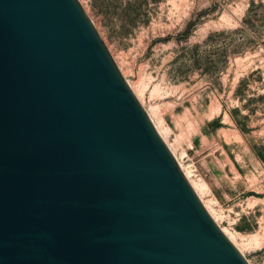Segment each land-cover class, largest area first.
Here are the masks:
<instances>
[{
    "label": "water",
    "instance_id": "95a60500",
    "mask_svg": "<svg viewBox=\"0 0 264 264\" xmlns=\"http://www.w3.org/2000/svg\"><path fill=\"white\" fill-rule=\"evenodd\" d=\"M0 264H249L80 0H0Z\"/></svg>",
    "mask_w": 264,
    "mask_h": 264
},
{
    "label": "rangeland",
    "instance_id": "374dc122",
    "mask_svg": "<svg viewBox=\"0 0 264 264\" xmlns=\"http://www.w3.org/2000/svg\"><path fill=\"white\" fill-rule=\"evenodd\" d=\"M82 2L221 227L264 264V0Z\"/></svg>",
    "mask_w": 264,
    "mask_h": 264
},
{
    "label": "bare ground",
    "instance_id": "6f19581e",
    "mask_svg": "<svg viewBox=\"0 0 264 264\" xmlns=\"http://www.w3.org/2000/svg\"><path fill=\"white\" fill-rule=\"evenodd\" d=\"M81 3H83L82 2V0H81ZM84 4V3H83ZM82 4V5H83ZM115 58V57H114ZM118 62V61H117ZM119 67H120V65H119ZM120 69H121V67H120ZM122 71V70H121ZM127 71V70H126ZM124 75V74H123ZM125 76V78H126V80L128 81V83L130 84V86L132 87V89L134 90V92L135 93H137L136 92V88H134V86H133V84L134 83H132L131 81H130V79L126 76V75H124ZM136 81V80H135ZM140 83V82H139ZM139 85V84H138ZM140 88V87H139ZM138 90V89H137ZM137 95V97L140 99V96L138 95V93L136 94ZM151 111H152V109H151ZM147 112L149 113V115L151 116V118H152V120H153V122H154V124H155V126H156V128L158 129V131H159V133L161 134V136H162V138H164L165 139V136H164V134H163V132H162V130H161V127L159 126V124L155 121V119L152 117V115L150 114V112L147 110ZM154 112V111H153ZM155 114V113H154ZM160 125H162V124H160ZM166 140V139H165ZM166 142V141H165ZM169 146V145H168ZM169 148H171L170 146H169ZM172 151V150H171ZM173 152V154H174V156L176 157V159H177V161H178V164H179V166H180V168L182 169V171L184 172V174H185V176L187 177V179L189 180V182L192 184V186L195 188L194 190H196V188L197 187H199L196 183H194L193 184V182H192V180H190V178H189V176H188V173L189 172H187L186 173V171H185V169L186 168H184V164L182 163V161L178 158V156L176 155V153H174V151H172ZM186 164V163H185ZM188 165V164H187ZM187 170H188V168H187ZM197 185V187H195V186ZM200 185V184H199ZM201 186V185H200ZM199 189V188H198ZM199 191V190H198ZM198 191L196 190V193L198 194V196H199V198L201 199V201L203 202V204H204V206L206 207V209L209 211V213L211 214V216L214 218V220L219 224V226L221 227V225H220V223H219V221L217 220V218L214 216V214L211 212V210H210V208L208 207V205H206L207 203L204 201V198H202V196H201V194H199L198 193ZM209 203V202H208ZM222 228V230L224 231V233L230 238V240L231 241H233L234 243H235V241L233 240L234 238H232L233 236L232 235H230V234H228L227 233V231L226 230H224V228L223 227H221ZM230 233V232H229ZM235 236V235H234ZM240 248V247H239Z\"/></svg>",
    "mask_w": 264,
    "mask_h": 264
},
{
    "label": "trees",
    "instance_id": "16d2710c",
    "mask_svg": "<svg viewBox=\"0 0 264 264\" xmlns=\"http://www.w3.org/2000/svg\"><path fill=\"white\" fill-rule=\"evenodd\" d=\"M252 4H253V2H252ZM251 6V5H250ZM251 7H249L248 9H247V14H249L250 12H251ZM245 20V19H244ZM246 20H248V18H246Z\"/></svg>",
    "mask_w": 264,
    "mask_h": 264
}]
</instances>
